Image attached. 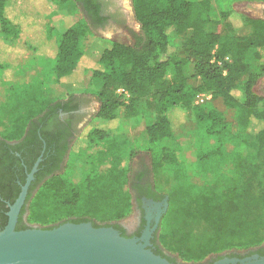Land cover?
Segmentation results:
<instances>
[{
	"label": "trees",
	"instance_id": "16d2710c",
	"mask_svg": "<svg viewBox=\"0 0 264 264\" xmlns=\"http://www.w3.org/2000/svg\"><path fill=\"white\" fill-rule=\"evenodd\" d=\"M15 1L0 0V40L6 44L19 39L21 32L17 21L20 18L18 4L22 7L23 3L18 0L16 11H12ZM26 1L30 5L29 9L24 6L26 18L29 17L39 38L51 46L48 78L71 80L84 55L80 39L82 31L73 26L60 34H53L50 28L42 37L43 29L47 28V23L41 19L46 12L42 3L57 0ZM58 1H74L78 7L80 4L77 2H82L80 9L84 15L93 16L95 21L102 20L95 0ZM231 2L227 0L226 8L217 14L210 0H131L134 18L139 23V35L131 44L111 41V46L104 49L91 65L92 78L100 84L99 89L93 91L99 102L93 119H114L121 106L125 118H135L148 110L152 111L153 119L145 127L148 136L146 149L152 170L164 161L174 164L178 160L177 155L169 149L164 152L166 147L161 143L174 138L173 127L180 109L193 114L198 128L204 129L208 135H217L219 143L224 141L225 124L220 113L194 102L201 94L210 93L214 98L221 99L226 107L235 112L242 130L252 135V145L260 155L259 162L251 165L253 177H247L241 183L232 181L223 195L201 194L195 199L193 217L208 224L213 234L204 242L190 246L184 253L192 258L218 252L230 240L241 247L248 246L264 230V96L254 90L259 74L251 72L246 61L250 49H254L256 60L262 59L264 19L235 10ZM230 21L251 26L252 30L246 35L222 32L225 23L232 26ZM86 23L92 26L88 20ZM6 58L7 54L0 55V83L6 80V69L10 64ZM186 64L193 66L194 75L199 78L198 85L187 83L182 71ZM260 66L264 69V64ZM170 67L173 68L172 76L166 78ZM117 90L129 95L126 102L120 99L123 94H117ZM143 99L145 105L141 104ZM49 105L18 117L11 130L0 135V230L7 223L8 204L15 201L27 174L41 155L45 133L42 129L38 135L31 131L38 147L29 153H25L18 143L7 144V140H18L29 121L40 116L47 106L53 113L55 108ZM90 133L98 135L108 132L94 129ZM104 143L101 155L109 153L114 156L117 152H124V147L114 140ZM126 154L130 160L135 150L130 148ZM110 166L105 175L94 173L80 184L68 186L58 173L61 168L57 163H48L44 152L25 200L39 182L52 174L40 188L48 190L50 201L74 205L78 215L70 219L71 222L118 219L126 214L131 205L128 186L131 168L129 163L124 168L118 167L115 157ZM55 170L58 172L55 173ZM81 210L87 213H81ZM24 212L25 204L15 224L17 230L28 228L22 217Z\"/></svg>",
	"mask_w": 264,
	"mask_h": 264
},
{
	"label": "rangeland",
	"instance_id": "374dc122",
	"mask_svg": "<svg viewBox=\"0 0 264 264\" xmlns=\"http://www.w3.org/2000/svg\"><path fill=\"white\" fill-rule=\"evenodd\" d=\"M17 1L15 4L12 3V11H16ZM20 1L23 5L21 7L18 4L20 18L17 21L21 30L19 39L11 44L0 40V55L7 54L8 58L6 59L10 63L9 68L6 69V80L0 83V135L8 133L12 124L20 116H26L33 110L41 109L46 104L67 96L83 95L87 98V102L89 101L93 105V110L90 113L91 118L88 119L85 127L72 143L70 152L58 172L61 179L68 186H75L94 173L105 175L111 168L110 162L113 157L117 159L120 168H124L127 163L132 168L133 160L138 156H144L148 160L149 153L146 149L148 136L145 127L153 119L152 111L148 110L142 116L135 118H125L121 106L118 116L114 119L92 118L99 106L93 91H97L100 84L92 78L91 65L97 61L104 49L111 46V41L131 44L134 42L135 36L139 35V23L134 18L131 0L124 1L128 2L126 9L133 31L120 27L88 26L86 16L74 1L60 2L57 0L42 3L46 12L41 19L47 23L48 28L43 29L42 37L46 35L45 31L50 28L53 34H60L73 26L79 27L82 31L80 39L84 50L83 58L72 79L64 81L48 78L47 70L51 46L39 38L29 17L26 18L24 6L29 9V3L26 0ZM210 1L217 14L227 6V0ZM231 6L252 17L264 19V0H232ZM231 24L232 26L225 23L222 26V32L246 35L252 30L251 26H242L236 21ZM253 53L254 49L247 52L246 61L250 71L259 74L254 84V90L264 96V69L260 66L264 64V50L260 61L254 58ZM182 71L189 85H198L199 78L194 75L191 64L184 65ZM172 72L173 68L170 67L165 77L172 76ZM116 93L123 94L120 99L124 102L127 101L129 95L126 92L117 90ZM194 102L220 113L225 124L224 141L219 143L216 140L217 135H208L204 129L198 128L193 114L180 109V115L175 119L173 127L174 138L163 140L161 143L166 147L163 151L167 152L169 149L177 155L178 160L174 164L164 161L155 170L151 169L155 189L159 194L167 196L168 203L154 233V238L163 251L186 264L201 262L216 253L208 252L200 258H192L184 254L190 246L204 242L213 234L208 224L193 217L196 197L201 194L223 195L232 181L241 183L247 177H253L251 165L260 160L258 150L252 145V135L242 130L236 121L235 112L226 107L221 99L214 98L210 93H204L202 100L197 98ZM141 104L145 105V99L141 100ZM94 129L108 133L92 135L90 132ZM106 140H114L117 144H121L124 147V152L119 154L117 152L114 156L109 153L101 155L100 151L104 149ZM130 148L135 150V154L128 160L126 153ZM46 179L34 187L30 197L24 202L23 219L28 225L36 224L46 228L78 215L76 208L70 202L65 204L57 201L54 203L48 199V190L40 188ZM81 211V213H87L85 210ZM132 213L131 202L125 215L110 221L127 222ZM263 240L264 230L252 240L253 244L248 246ZM245 247L230 240L227 246L220 251Z\"/></svg>",
	"mask_w": 264,
	"mask_h": 264
},
{
	"label": "flooded vegetation",
	"instance_id": "af4514ba",
	"mask_svg": "<svg viewBox=\"0 0 264 264\" xmlns=\"http://www.w3.org/2000/svg\"><path fill=\"white\" fill-rule=\"evenodd\" d=\"M122 1L123 0H95L99 5L98 14L102 20L95 21L93 16L87 14V16H85L87 17V20L92 23V27L105 28L111 26L114 28H128L133 31L129 24L131 21L128 15L129 13L126 9V5ZM77 3L80 4V7L82 8V2ZM86 99L87 98L83 95L73 94L56 100L55 102H51L49 106L55 108L53 113L52 111H49L50 108L47 106L40 116L29 121L23 135L18 140H7V144L15 145L18 143L21 145L22 150L25 153L32 152L35 147L38 146L35 143L31 131H35L38 135L40 129H42L45 133V140L42 139L41 155L45 152L48 157V163L49 161L51 163H57L58 167L62 168L70 152L72 143L77 135H79V132L85 127L88 119L91 118L90 113L93 110V105H91L89 101L87 102ZM44 114L47 115L42 116ZM41 117H43L42 120H40ZM47 141H49L48 145L46 144ZM41 155L38 157L41 158ZM132 166L129 174L130 180L128 182L133 208V213L131 214L130 219L127 222L122 223L119 221L93 222L90 220L82 222L89 221L93 225H96V227L111 226L118 230L121 235L130 238H140L143 235L148 234V248L155 254L160 255L175 264H186L163 251L157 245L154 238V233L157 230L161 217L163 216L162 213L159 221L157 222L155 220L158 209L154 203L163 202L165 196L159 194L155 189L152 181L150 156L148 157V160L144 156H138L137 159L133 160ZM57 170H55V173L58 172ZM34 173L29 186L34 180ZM51 175L52 174L47 175L45 178H48ZM70 219L66 221H70ZM26 225L28 227L30 226L28 224ZM55 225L57 224L51 225L47 228ZM187 264H264V240L258 244L250 245L245 248H231L216 252L201 262Z\"/></svg>",
	"mask_w": 264,
	"mask_h": 264
},
{
	"label": "water",
	"instance_id": "95a60500",
	"mask_svg": "<svg viewBox=\"0 0 264 264\" xmlns=\"http://www.w3.org/2000/svg\"><path fill=\"white\" fill-rule=\"evenodd\" d=\"M40 159L37 158L27 174L15 201L8 204L7 223L0 230V264H175L148 248V234L140 238L125 237L111 226L96 227L89 221H64L50 228L34 224L15 229ZM167 204V196L163 202L154 203L158 209L157 222Z\"/></svg>",
	"mask_w": 264,
	"mask_h": 264
},
{
	"label": "built area",
	"instance_id": "2783aa9c",
	"mask_svg": "<svg viewBox=\"0 0 264 264\" xmlns=\"http://www.w3.org/2000/svg\"><path fill=\"white\" fill-rule=\"evenodd\" d=\"M197 98H200V99L202 100V94H201V95H199Z\"/></svg>",
	"mask_w": 264,
	"mask_h": 264
},
{
	"label": "crops",
	"instance_id": "0c3cea01",
	"mask_svg": "<svg viewBox=\"0 0 264 264\" xmlns=\"http://www.w3.org/2000/svg\"><path fill=\"white\" fill-rule=\"evenodd\" d=\"M122 2H123L125 5H126V4H128V2H127V1H124V0H123ZM126 2H127V3H126Z\"/></svg>",
	"mask_w": 264,
	"mask_h": 264
}]
</instances>
